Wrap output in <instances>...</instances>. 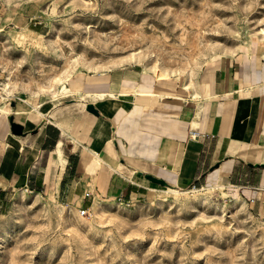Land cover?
<instances>
[{
	"label": "rangeland",
	"instance_id": "374dc122",
	"mask_svg": "<svg viewBox=\"0 0 264 264\" xmlns=\"http://www.w3.org/2000/svg\"><path fill=\"white\" fill-rule=\"evenodd\" d=\"M242 52L264 54V0H0V93L28 103H68L114 68L200 82ZM176 190L86 215L58 192H0V264H264V197Z\"/></svg>",
	"mask_w": 264,
	"mask_h": 264
},
{
	"label": "crops",
	"instance_id": "0c3cea01",
	"mask_svg": "<svg viewBox=\"0 0 264 264\" xmlns=\"http://www.w3.org/2000/svg\"><path fill=\"white\" fill-rule=\"evenodd\" d=\"M155 74L84 75L63 104L0 93V192L53 191L87 209L161 188L264 197V54L221 58L200 82Z\"/></svg>",
	"mask_w": 264,
	"mask_h": 264
},
{
	"label": "water",
	"instance_id": "95a60500",
	"mask_svg": "<svg viewBox=\"0 0 264 264\" xmlns=\"http://www.w3.org/2000/svg\"><path fill=\"white\" fill-rule=\"evenodd\" d=\"M89 109H90V108H89ZM90 110H91V109H90ZM91 111H92V110H91ZM11 128H12V132H13L15 135H21V134H22V130H23V128H22V126H21L20 124H18V123H16V122H13ZM147 178H148L150 181H152V182H155V183H162V181H160L159 179L154 178V177H152V176H148Z\"/></svg>",
	"mask_w": 264,
	"mask_h": 264
},
{
	"label": "bare ground",
	"instance_id": "6f19581e",
	"mask_svg": "<svg viewBox=\"0 0 264 264\" xmlns=\"http://www.w3.org/2000/svg\"><path fill=\"white\" fill-rule=\"evenodd\" d=\"M155 69L153 68V71H154ZM164 75H166V76H169L170 74L167 72V71H164ZM5 87L6 88H9V82H5ZM65 89H66V87H65ZM209 189H212V188H209ZM173 192H175V193H178L179 191L178 190H173ZM197 192H199V191H197ZM186 194L187 193H182V195H184V196H186ZM201 195H203V198L202 199H205V198H207V194L206 193H203V194H201ZM72 211V210H71ZM74 211V210H73ZM80 213H81V211H80ZM82 214V213H81Z\"/></svg>",
	"mask_w": 264,
	"mask_h": 264
},
{
	"label": "built area",
	"instance_id": "2783aa9c",
	"mask_svg": "<svg viewBox=\"0 0 264 264\" xmlns=\"http://www.w3.org/2000/svg\"><path fill=\"white\" fill-rule=\"evenodd\" d=\"M199 135H200V134L197 133V132H193V133H192V137H193V138H196V137H198ZM192 188H195V187H192ZM90 196H91L90 193H87V194H86V197H90ZM88 212H89V209H82V211H81L82 215H86Z\"/></svg>",
	"mask_w": 264,
	"mask_h": 264
}]
</instances>
